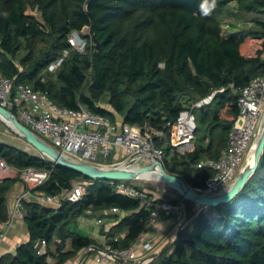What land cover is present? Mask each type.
I'll use <instances>...</instances> for the list:
<instances>
[{"label": "trees", "instance_id": "1", "mask_svg": "<svg viewBox=\"0 0 264 264\" xmlns=\"http://www.w3.org/2000/svg\"><path fill=\"white\" fill-rule=\"evenodd\" d=\"M231 1H236L240 12H264V0H215L208 16L201 14L202 0H0V72L14 85L22 82L46 91L62 106L83 104L114 122L162 131L163 136L154 139L165 151V168L191 185L203 186L214 169L199 167L198 162L219 157L239 112V89L264 73V21H256L261 29L225 33L219 18ZM29 9L39 11L42 19ZM84 27L89 28V34H83L85 54L68 40ZM19 39L50 40V44L37 57H21L20 68L15 60ZM60 57L61 64L48 70ZM210 94V102L194 108V148L172 149L167 142L179 112ZM105 95L107 105L101 104ZM0 157L19 168L49 170L47 180L34 190L60 193L78 181L85 188L79 200L64 199L58 207L24 200L28 239L14 253L1 255L0 264H65L95 243L94 238L66 227L88 209L116 219L105 231L106 243L113 248L129 247L149 227L151 207L118 192L112 180L54 164L39 151L4 140H0ZM17 180L0 177L1 222L9 218L7 193ZM163 198L183 200L187 214L195 206L178 190L176 197ZM114 206L122 212L110 211ZM43 239L46 250L39 252L37 242ZM52 243L55 250L50 249ZM143 264H264V148L237 194L227 202L203 207L169 248Z\"/></svg>", "mask_w": 264, "mask_h": 264}, {"label": "built area", "instance_id": "2", "mask_svg": "<svg viewBox=\"0 0 264 264\" xmlns=\"http://www.w3.org/2000/svg\"><path fill=\"white\" fill-rule=\"evenodd\" d=\"M68 40L74 49L80 52L86 50L87 38L81 34V31H74ZM62 59L60 57L51 62L48 70H55ZM212 97L213 94L205 96L179 112L174 131L167 142L172 149L178 150L181 146L193 141L197 127L194 108L210 102ZM0 105L11 111L14 109L15 115L22 123L73 161L115 166L136 154H143L160 161H163L165 156L163 147L157 145L154 139L155 136H163L162 131L152 128L143 130L138 125L114 122L106 116L92 112L83 104L75 108L62 106L55 102L46 91L35 89L22 82L14 85L13 80L1 72ZM238 107L239 112L231 125L227 145L221 150L219 157L216 159L206 157L198 162L199 167L210 166L214 169V173L203 186L190 184L195 191L208 195L219 193L235 179L238 168L250 155L252 146L264 126V73L255 76L239 89ZM249 146L251 148L247 152ZM117 150H122L123 154L119 156L120 159L113 160ZM49 174V170L33 166L22 168L13 166L0 157V177H18L25 185V190L15 199L11 210L12 215L23 217L24 200L58 207L64 199L77 201L81 198L85 188L80 181L76 182L71 189L60 193L34 190L47 180ZM112 183L118 192L137 198L144 205L151 207L148 226L167 216L175 217L179 225L187 214L183 200L177 202L164 198L158 200L155 196H150L147 189L127 183L124 179L112 180ZM110 211L122 212L117 206L112 207ZM3 236V231L0 229V240ZM45 244L44 239L37 242L39 252L45 251ZM137 244L135 241L126 248H113L109 243H105L97 259L101 261L121 259L130 263L135 262L138 259ZM143 247L148 253L142 258L155 251L150 242H144ZM150 260L148 258L145 263Z\"/></svg>", "mask_w": 264, "mask_h": 264}, {"label": "water", "instance_id": "3", "mask_svg": "<svg viewBox=\"0 0 264 264\" xmlns=\"http://www.w3.org/2000/svg\"><path fill=\"white\" fill-rule=\"evenodd\" d=\"M0 117L12 124L16 133L30 144L33 148L41 152L43 155L49 157L54 164L65 165L77 172L88 175L92 178H104L109 180H140V179H160L170 184L176 190L180 192L183 199L191 200L195 202L193 210L188 216L179 224L173 240L178 235L180 229L203 207L208 205H216L222 202L229 201L242 186L245 185L253 171L258 165L260 155L264 148V126L252 146V151L247 157L243 167L238 175L235 177L231 185L214 195L203 194L195 191L190 184L185 181L180 175L173 172H169L162 161L145 156L143 154H136L129 160L121 162L115 166H95L92 163L73 161L60 153L57 149L47 143L43 138L32 131L28 126L22 123L18 117L8 108L0 105ZM142 157H146L150 161L149 166H143L137 169L133 168V165L138 162ZM172 240V241H173ZM172 243V242H171ZM170 243V244H171ZM164 249L160 248L156 252H152L149 256L142 258L138 261L131 262V264H143L148 258L152 259L159 255ZM86 253L83 252L79 259V263L83 260ZM121 260V259H119Z\"/></svg>", "mask_w": 264, "mask_h": 264}, {"label": "crops", "instance_id": "4", "mask_svg": "<svg viewBox=\"0 0 264 264\" xmlns=\"http://www.w3.org/2000/svg\"><path fill=\"white\" fill-rule=\"evenodd\" d=\"M118 119H120V117ZM147 128L148 127H144V129ZM193 148L194 144L192 141L190 144L181 146L178 151L183 152L186 150H192ZM122 154V150H117L113 160L120 159L119 156H122ZM24 190L25 185L23 182L21 180H17L7 193L9 218L5 222L0 221V229L4 234L2 240H0V256L7 252L14 253L18 244L28 239V227L23 217L11 214L12 206L17 195ZM161 190L168 194V196H177V190L170 184H165L164 188ZM152 192L154 193L153 190ZM156 196L160 197L161 195L158 193ZM163 196L160 198H163ZM10 199L11 205L9 204ZM86 212L87 213L85 215H81L75 220L71 221L66 227L69 230L79 232L83 236L94 238L95 243L89 244L77 256L67 260L65 264H131L130 262L123 260L101 261L97 259V257L100 255V249H103L106 243L105 231L116 221V219L114 217L101 216L102 211L92 212L90 209H88ZM177 228V219L173 216L162 218V220L149 226L148 229L142 233L136 241L138 243L136 248L138 258H142L144 255H146V253H148L143 247L144 242H150L155 249L154 252L158 251L160 248H163V251H165L169 246H171V242H173L172 240L175 236ZM56 240L59 239L57 238ZM65 242L66 248H69L71 239L67 238ZM50 249L55 250V243L50 245ZM83 252H85L86 255L79 263V259ZM48 260L52 261V258L48 256Z\"/></svg>", "mask_w": 264, "mask_h": 264}, {"label": "rangeland", "instance_id": "5", "mask_svg": "<svg viewBox=\"0 0 264 264\" xmlns=\"http://www.w3.org/2000/svg\"><path fill=\"white\" fill-rule=\"evenodd\" d=\"M29 13L34 14L37 18L42 19L41 13L37 10H28ZM220 21L222 23V28L225 33L233 32L236 30H250V29H261L262 26L257 23V20H262L264 21V12L263 11H255L251 13H244L240 12L237 8L236 1H231L227 4V7L224 9V11L220 14ZM81 34H89V28L84 27L81 30ZM29 43V45H27ZM50 40H42V39H31L30 42H27L24 39H19V49L16 52L15 60L16 62L20 63V58L24 56H32V57H37L41 55L49 46ZM85 54V51H84ZM20 68H23V65L20 63ZM103 100L101 101V104L107 105V95L103 96ZM186 99V97H185ZM195 99V98H194ZM0 140H4L6 142H9L11 144H14L16 146H19L21 148L27 149L31 152H37L35 148H33L30 144H28L25 140H23L15 131L14 127L12 124L4 120L2 117H0ZM195 141V140H194ZM193 141V144H194ZM208 141L205 139V142ZM251 146H249L247 152L250 150ZM249 158V157H248ZM112 159V158H111ZM110 159V161H111ZM245 160V157H244ZM243 163L240 165L237 171V175L240 172L241 168L243 167ZM95 166H102L98 164H93ZM150 161L146 157H142L138 160L137 163L133 165L134 169L143 167V166H149ZM236 175V176H237ZM134 183L150 190L154 191V195L158 194L163 196H168L164 191L161 189L164 188L166 183L163 180L160 179H140V180H133ZM233 182V181H232ZM231 182V183H232ZM231 183L226 186L224 189L221 191H224L227 189ZM220 191V192H221ZM15 203V201H14ZM9 204L11 205V199L9 200ZM14 206V204H13ZM12 206V208H13ZM189 214H186L188 216ZM113 219V218H110ZM109 226V225H108ZM179 226V225H178ZM169 248V247H168ZM140 260L138 258L136 261Z\"/></svg>", "mask_w": 264, "mask_h": 264}, {"label": "clouds", "instance_id": "6", "mask_svg": "<svg viewBox=\"0 0 264 264\" xmlns=\"http://www.w3.org/2000/svg\"><path fill=\"white\" fill-rule=\"evenodd\" d=\"M215 8V0H212V4L209 6V0H202L200 5L201 14L208 16L211 14L212 10Z\"/></svg>", "mask_w": 264, "mask_h": 264}]
</instances>
